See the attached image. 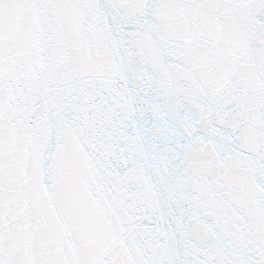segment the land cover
<instances>
[{"label": "snow or ice", "instance_id": "6c2138e0", "mask_svg": "<svg viewBox=\"0 0 264 264\" xmlns=\"http://www.w3.org/2000/svg\"><path fill=\"white\" fill-rule=\"evenodd\" d=\"M0 264H264V0H0Z\"/></svg>", "mask_w": 264, "mask_h": 264}]
</instances>
